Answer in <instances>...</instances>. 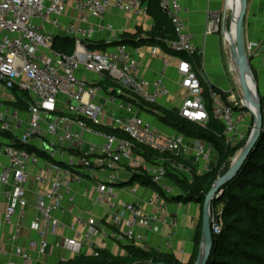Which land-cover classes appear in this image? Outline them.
Returning <instances> with one entry per match:
<instances>
[{
  "label": "built area",
  "instance_id": "obj_1",
  "mask_svg": "<svg viewBox=\"0 0 264 264\" xmlns=\"http://www.w3.org/2000/svg\"><path fill=\"white\" fill-rule=\"evenodd\" d=\"M186 3L187 0H159V8L173 27L174 39L165 43L169 51L178 53L174 56L178 63L175 71L179 87L185 92L178 115L205 126L208 113L193 59L197 47L187 23ZM70 7L75 17L65 23ZM111 9L121 15L147 16L143 0H0V156L7 162L0 165V197L6 204L3 223L14 228L0 243V254H10L22 264H30L31 252L49 247L48 238L64 229L84 230L75 238H63L53 244L75 256L102 232L115 242L141 246L142 232L158 233L166 226H175L172 221L160 219L167 213L165 197L179 194L168 185V176L192 183L194 173L198 175L190 164L178 161L180 155L193 157L194 165L209 160L205 142L196 140L191 149L183 135H162L139 116L146 113L136 104L164 108L162 101L172 96L163 72L153 81L138 76L139 62L134 54L140 47L89 48L97 30L114 29L112 25L91 24ZM206 25V36L224 34V15L209 11ZM56 37L73 40V54L53 50ZM244 49L251 61L263 49L264 63V39L259 43L245 41ZM148 53L152 57L162 54L166 59L164 67L171 65V55L158 47L149 46ZM107 81L113 87L105 92L101 85ZM258 89L264 113V83ZM114 90L117 94H110ZM208 91L214 117L222 124L228 145L243 146L249 134L242 130L234 106L226 104L218 91ZM23 95L30 100L24 110L10 105ZM244 105L243 101L236 104L251 114ZM102 129L117 130L126 138ZM66 147L70 149L65 152ZM33 148L37 150L30 152ZM139 148L153 154L151 161L144 158L142 151L137 153ZM30 169L35 171L33 176ZM133 174L146 176L159 190L147 202L154 212H147L134 202L118 201L112 186L125 177L131 180ZM30 177L36 185L33 208L39 216L31 219L27 227L37 237L23 246L19 243L20 231L22 220L27 217ZM85 182L96 193L93 204L106 206L108 212L100 220L77 217L73 224L64 226L57 214L63 211L65 202L74 203L73 188ZM129 191L135 195L137 187ZM209 222L212 236L219 234L222 224L214 209ZM108 225L111 231H106Z\"/></svg>",
  "mask_w": 264,
  "mask_h": 264
},
{
  "label": "crops",
  "instance_id": "obj_2",
  "mask_svg": "<svg viewBox=\"0 0 264 264\" xmlns=\"http://www.w3.org/2000/svg\"><path fill=\"white\" fill-rule=\"evenodd\" d=\"M187 23L193 38V42L197 47V53L194 58L197 63V75H199L201 82L204 83L208 88L214 87L225 95V102L234 106L235 115L242 125V130L247 134L251 131L252 115L245 111L243 112L240 107L236 106L240 96H243V92L240 89L238 76L236 74L237 69L234 67L232 59L229 53V45L227 23L228 17L231 13L228 8V0H187ZM209 11H214L224 15V27L223 33L212 34L209 36L205 35L207 15ZM68 18L65 19V23L73 21L75 13L73 9L68 8ZM232 21H230L231 24ZM93 26H106L112 25L113 30L107 31L97 30L95 35L92 37V43H103L111 44L114 41H118L123 34H134L137 29L144 32H148L152 28V19L147 15L143 18L135 17L134 15H121L115 12L113 9L102 18L101 20H92ZM244 24V41H255L257 43L262 42L264 39V0H246V11L243 19ZM148 47L144 45L140 47L137 53L135 52V58L139 62L138 76L149 81H153L160 77L163 72L164 80L168 90L172 96L163 100L162 104L164 108L168 110H179L181 101L185 95V92L179 87V77L176 74V67L178 65L177 59L174 56H170L169 67H164L163 62L166 60L165 57L157 55L152 57L148 53ZM262 50L259 49L255 59L251 61V68L256 74L257 84L262 87L264 83V63L262 57ZM87 78L92 79L91 75L82 72ZM261 83V84H260ZM259 87V88H260ZM145 122H149L151 125L156 127L162 135L173 137L177 133L166 126L160 125L156 118L150 114H139ZM188 146L193 149L196 140L188 139ZM209 160L205 164H193V157L180 155L182 161L190 164L194 172L202 176L210 172L216 165L217 157L215 161H211L209 144H207ZM35 151L37 150L36 148ZM70 148L66 147V151ZM241 149H238L233 154L231 163L238 156ZM216 153V152H215ZM6 159L0 156V165L6 164ZM231 165V164H230ZM205 168V169H204ZM35 171L29 170L31 176ZM177 177L178 176H174ZM27 186L28 194V206L26 207L27 217L22 220V229L20 231L21 239L20 244L26 246V242L31 239H36V233H33L27 227L28 222L38 217L39 214L33 208L34 201L37 194H35L36 185L33 183V178ZM180 179V178H178ZM129 178L117 182L112 187L114 192L117 194V199L120 203H137L141 205L147 212H154L151 207L147 206L149 199H154L156 196V190L149 187L144 188L141 186L137 187V193L135 195L130 194V189H126L125 186L129 185ZM169 186L174 190L178 191L174 186L171 185L170 180H167ZM137 184V183H136ZM88 188L89 191H85ZM1 190V187H0ZM75 193V200L73 204L65 202L63 204V211L57 214V217L61 224L67 226L73 224L77 217H81L83 220L87 217H94L100 220L108 211L106 206H98L93 204L95 198V192L92 186L85 182L81 186H75L73 188ZM5 200L0 197V243H4L8 234L12 232L14 228H10L3 223V214L5 209ZM164 205L167 209L166 215L160 217L161 221H172L175 226L170 228L167 227L164 231L154 233L142 232L143 244L137 246L141 249H152L163 255H173L177 261L184 264L190 261L194 248V234L198 225L199 218L202 214V207L199 204L190 203H176L165 200ZM222 205H219L218 210L214 211L220 214ZM112 218V217H110ZM106 231H111L110 225ZM84 232L83 228H76L74 231L70 229L58 230L57 235H52L48 238V242L51 244L44 250L36 249L31 252L32 262L30 264H57L59 262H67L70 259L76 257L65 249L56 248L53 244L61 241L63 238H75L77 233ZM119 242L113 241L105 232H102L100 236L93 238L90 242L85 243L80 255H94L96 251L106 250L111 255L118 257L124 255L123 246ZM79 256V255H78ZM8 262H15L16 264H22L21 261L14 259L10 254H0V264Z\"/></svg>",
  "mask_w": 264,
  "mask_h": 264
},
{
  "label": "trees",
  "instance_id": "obj_3",
  "mask_svg": "<svg viewBox=\"0 0 264 264\" xmlns=\"http://www.w3.org/2000/svg\"><path fill=\"white\" fill-rule=\"evenodd\" d=\"M147 15L152 19V28L148 32L137 29L134 34H123L118 41L111 44L95 43L89 45L91 50L112 48L116 46H129L138 48L146 46H156L171 56L176 53L168 50L165 41L174 39V31L165 13L159 8V0H143ZM53 50L71 55L74 52L73 40L65 37H56L53 41ZM251 71L253 72L252 68ZM105 92L113 85L107 81L101 85ZM203 89V101L207 109L208 120L205 126L193 124L178 115L175 110H168L153 105L136 106L145 113L156 118L160 125H164L174 130L177 134L192 140H200L215 149L217 162L213 169L200 176L194 173L193 182L189 183L185 179H178L174 175H169L168 179L179 194L173 197H165V200L176 203H196L201 206L204 197L211 190L215 179L224 175L230 168L231 159L236 150L244 147L233 148L228 145L223 136L224 129L213 114L212 101L209 98V89L218 91L216 88H208L201 82ZM225 102V95L218 91ZM110 94H117L114 90ZM124 98V97H120ZM29 98L25 95L18 98L15 103H10L14 108L24 110ZM226 103V102H225ZM227 104V103H226ZM263 122H264V113ZM111 135L126 138L117 130L102 129ZM261 142L258 144L246 160L244 166L222 187V197L214 205H222L219 220L222 227L221 232L213 238V249L207 264H264V125L261 134ZM35 151L34 149L29 150ZM143 152L144 158L152 159L153 154L144 148H139ZM43 156L41 153L36 152ZM140 154V153H139ZM181 159L178 158V161ZM136 182L141 187L157 188L149 178L140 174H133L129 184ZM202 207V206H201ZM214 207V209H215ZM194 234V248L189 262L193 264L197 258L200 245L201 216ZM124 255L115 257L106 250L96 251V255H79L67 262L57 264H182L173 255L159 254L152 249H141L136 245H124Z\"/></svg>",
  "mask_w": 264,
  "mask_h": 264
},
{
  "label": "water",
  "instance_id": "obj_4",
  "mask_svg": "<svg viewBox=\"0 0 264 264\" xmlns=\"http://www.w3.org/2000/svg\"><path fill=\"white\" fill-rule=\"evenodd\" d=\"M238 13L234 19V15L231 11V21L235 25V32L233 38L230 37L231 30L228 31V45L229 53L232 59L233 65L237 68L236 74L238 76V82L240 89L243 92V103L244 106L250 110L252 115V128L248 135L247 141L244 147L238 153V156L233 160L230 168L226 173L217 179L211 186V190L206 194L201 204L202 214H201V231H200V245L198 256L193 264H207L213 249V238L211 234V227L209 222V216L211 211L214 209V203L219 201L222 197V187L230 182L231 179L241 170L244 166L246 160L250 156L249 154L256 149L258 144L261 142V134L263 131V114L260 93L258 89V84L255 81L253 74L251 73V59L246 56L244 45V24L243 19L246 11V0H238ZM231 22V25H232ZM253 94L252 95V90ZM251 101L254 110L247 106V102ZM149 264H164V263H149Z\"/></svg>",
  "mask_w": 264,
  "mask_h": 264
},
{
  "label": "rangeland",
  "instance_id": "obj_5",
  "mask_svg": "<svg viewBox=\"0 0 264 264\" xmlns=\"http://www.w3.org/2000/svg\"><path fill=\"white\" fill-rule=\"evenodd\" d=\"M229 19H228V23L226 24L227 25V30L228 31H230V29H231V25H230V21H231V13L229 14V17H228ZM101 43V42H100ZM251 73L253 74V77H254V79H255V81H257V79H256V74L254 73V72H252L251 71ZM261 84V83H260ZM260 86L258 85V88H259ZM242 99H243V96H240V98H239V100H238V103L240 102V101H242ZM253 123V122H252ZM252 125L253 124H251V128H252ZM251 130V129H250ZM249 133H250V131H249ZM245 145V144H244ZM209 150H210V156H211V161L213 162V161H215V159H216V153H215V149H214V147L212 146V145H209ZM137 184H136V182H132V184H129V185H126L125 186V188L126 189H131L132 187H135ZM218 208H219V206H216L215 207V209L216 210H218ZM84 250V249H83Z\"/></svg>",
  "mask_w": 264,
  "mask_h": 264
},
{
  "label": "bare ground",
  "instance_id": "obj_6",
  "mask_svg": "<svg viewBox=\"0 0 264 264\" xmlns=\"http://www.w3.org/2000/svg\"><path fill=\"white\" fill-rule=\"evenodd\" d=\"M228 8H230V10L232 11V13L234 15V19H235L236 16H237L238 10H239V8H238V0H228ZM233 24H234V20L232 22V31H231V34H230V37H232V38H233L234 32H235V25H233ZM252 95H254L253 94V90H252ZM247 106H249L250 109L254 110V106H252V103H251L250 100L247 102Z\"/></svg>",
  "mask_w": 264,
  "mask_h": 264
}]
</instances>
